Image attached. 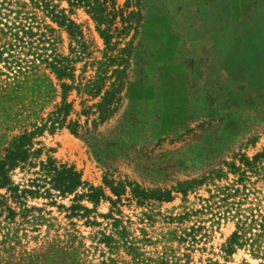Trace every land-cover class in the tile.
I'll use <instances>...</instances> for the list:
<instances>
[{
    "label": "rangeland",
    "instance_id": "1",
    "mask_svg": "<svg viewBox=\"0 0 264 264\" xmlns=\"http://www.w3.org/2000/svg\"><path fill=\"white\" fill-rule=\"evenodd\" d=\"M226 1L264 7L0 0V161L32 134L0 264H264V81L205 58ZM50 161L81 183L55 188Z\"/></svg>",
    "mask_w": 264,
    "mask_h": 264
},
{
    "label": "crops",
    "instance_id": "2",
    "mask_svg": "<svg viewBox=\"0 0 264 264\" xmlns=\"http://www.w3.org/2000/svg\"><path fill=\"white\" fill-rule=\"evenodd\" d=\"M208 17L203 36L206 61L232 72L230 78L264 81V7L226 1Z\"/></svg>",
    "mask_w": 264,
    "mask_h": 264
},
{
    "label": "trees",
    "instance_id": "3",
    "mask_svg": "<svg viewBox=\"0 0 264 264\" xmlns=\"http://www.w3.org/2000/svg\"><path fill=\"white\" fill-rule=\"evenodd\" d=\"M76 1H78V3L79 2L84 3L88 6L92 4L103 5V3H98V0H76ZM92 8H95V6H93ZM99 12L100 15H102L103 12L101 13V10ZM97 15L99 14L96 13V18ZM60 73H62L61 70ZM60 75L63 76V74ZM63 108L69 109V105H64ZM31 136L32 134L30 135L24 134L20 139V143L10 153V155L7 156L5 160L0 161V185L8 186V188L12 190L14 194H19L20 190L17 186L13 184L9 172L11 169L17 166L21 161L27 160L29 154H28V149L25 148V145L32 140ZM44 168L46 169V171L51 173L52 175L51 181L54 184V187L63 192L66 191L70 192L74 190V188L81 183L79 173L75 171L73 168H66L65 166L59 168L52 161L44 163ZM25 192H28V190L22 191V193ZM93 195L94 194H90L89 196L93 197Z\"/></svg>",
    "mask_w": 264,
    "mask_h": 264
}]
</instances>
